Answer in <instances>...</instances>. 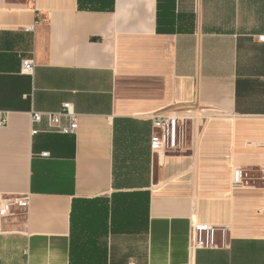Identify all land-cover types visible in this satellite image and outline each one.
Returning <instances> with one entry per match:
<instances>
[{"label":"crops","instance_id":"1","mask_svg":"<svg viewBox=\"0 0 264 264\" xmlns=\"http://www.w3.org/2000/svg\"><path fill=\"white\" fill-rule=\"evenodd\" d=\"M261 35L264 0H0V264H264Z\"/></svg>","mask_w":264,"mask_h":264},{"label":"built area","instance_id":"2","mask_svg":"<svg viewBox=\"0 0 264 264\" xmlns=\"http://www.w3.org/2000/svg\"><path fill=\"white\" fill-rule=\"evenodd\" d=\"M264 40V35L260 36ZM34 62L30 57L21 60L20 71L22 73L31 74L33 72ZM78 114L70 103H63L61 108L57 111H36L31 112V122H39L46 118L49 125L56 127L59 131L64 133H75L77 129ZM67 118V124L62 125L61 119ZM6 118L1 119L4 124ZM151 125L153 135L151 137V148L153 153L160 154L168 150H175L178 148V118L172 114L161 113L151 117ZM42 155L46 156L47 153L43 152ZM235 175H241L240 170L235 171ZM30 202L29 194L13 195L0 202V214H5L15 206L19 208H28ZM198 229L210 230L209 226H199Z\"/></svg>","mask_w":264,"mask_h":264}]
</instances>
